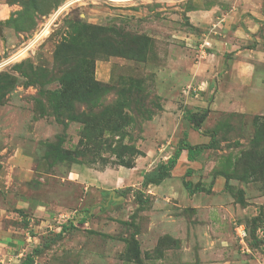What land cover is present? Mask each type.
<instances>
[{"label":"rangeland","instance_id":"1","mask_svg":"<svg viewBox=\"0 0 264 264\" xmlns=\"http://www.w3.org/2000/svg\"><path fill=\"white\" fill-rule=\"evenodd\" d=\"M69 1L0 0V67L12 60L0 68V146L17 144L35 168L31 184L7 174L2 179V199L12 212L3 227L26 242L14 251L21 255L16 261L205 264V244L215 243L225 255L207 259L264 264V111L236 98L234 109L223 98V107L207 114L216 91H202L200 74H188L199 60V32L185 17L192 0ZM225 7L234 9L233 0ZM192 114L206 117L197 131L210 137L199 145L198 167L188 179L193 193L184 177L145 187L131 174L126 182L117 178L113 170L127 172L154 141L164 150L149 172L168 152L173 157L189 145ZM78 167L110 168L101 200L80 202L86 191L73 179ZM219 178L220 191L213 193ZM180 194L188 195L183 207ZM26 196L37 201L24 199L27 208L19 207ZM39 201L45 209H35ZM205 206L222 220L210 224ZM65 213L69 219H60ZM240 224L244 243L236 235Z\"/></svg>","mask_w":264,"mask_h":264},{"label":"crops","instance_id":"2","mask_svg":"<svg viewBox=\"0 0 264 264\" xmlns=\"http://www.w3.org/2000/svg\"><path fill=\"white\" fill-rule=\"evenodd\" d=\"M233 5L234 9L227 11L225 0H192L191 7L185 11L188 24L199 32L195 35L198 38L199 60L198 62L196 61L195 65L192 63L188 74L193 76L194 71L200 74L202 86L205 89L202 91L208 89L209 91H216L214 100L206 106V112L209 115L216 113V111L220 110L219 108L223 107V98H227L226 105L234 109L240 106L238 103V105L233 103L236 98L242 106L247 102L254 111L259 113L264 111V0H233ZM47 29L41 30L34 37L32 43H34V40L39 41ZM189 33L192 36V33ZM204 40L211 43V48L204 49V53L201 54L199 49ZM30 46L27 45L25 49H28ZM205 53L207 56H205ZM166 81L165 79V82H163L165 83V87L170 85L168 83L166 86ZM170 87L172 88L171 85ZM186 87L182 91L184 96L187 95L184 93ZM192 97L196 99V95H191L189 98L192 99ZM198 105L200 108H205V104ZM179 120L175 118L174 125L177 128L183 126ZM187 137L189 145L193 147H200L199 145L204 146L210 142V137L207 134L200 135L194 129H189ZM154 145L155 147L143 151V154L135 160L136 165L134 167L123 168L127 172H118L114 169L113 172L117 175V178L121 177L122 181H124L127 175L129 176L131 174V177L136 179V183L141 185L143 176L150 171L147 167L152 166L154 161L157 160L156 156L164 150L163 146L158 148L157 141H154ZM6 150L8 151L7 157L3 162L1 155ZM9 153L11 154L8 155ZM171 157L168 152L167 156L162 157L161 160L165 163ZM197 164V159L188 160L187 151L182 150L170 173L168 181L179 182L184 177L187 179L185 183L193 184L188 179H191V175L197 170ZM108 169L110 168L101 171L78 167L73 170V179L86 191V194L81 195V203L87 198L90 200L91 198L102 199V192L106 189V184L104 183L107 179H105V176H108V173H110ZM4 174H7L12 182L16 183L19 181L21 183L31 184L33 181L35 168L32 166V159L26 154L23 155L15 143L0 146V264H19L16 259H19L21 255L15 254L14 251H18L24 246L26 247V242L24 238L18 239V232L14 230L15 228L13 229L11 226L8 228L3 227V217L8 212L12 214L9 208L7 209L4 205L5 202L1 194ZM110 179L112 180V176ZM221 181L220 178L215 181L214 187L212 188L213 193L220 191ZM6 187L10 192L11 188ZM89 191L92 193V197ZM181 195L183 194H180L181 201H178V207H183L186 201H189L188 195H183L184 197H181ZM24 199L28 201L29 199L35 200L33 196L22 197L20 201L16 202L21 208H27L28 203L24 202ZM157 201L164 206L167 204V200ZM40 203L43 202L39 201L36 203V210L38 208L45 209V207L40 206ZM32 212L34 214L35 210L32 209ZM46 213L54 216L52 211ZM66 215L69 216V214ZM205 217H208L210 224H213L212 221L214 218H218L220 221L222 220V213L218 210L215 211L209 206H205ZM216 222L217 226H220L219 221ZM238 226L244 227L242 224ZM212 230L215 232L214 229ZM226 250L215 243L205 244V264H252L251 260L241 259L235 261H217L220 260L217 259V253H222L223 255ZM207 255H211L217 260L207 259Z\"/></svg>","mask_w":264,"mask_h":264},{"label":"trees","instance_id":"3","mask_svg":"<svg viewBox=\"0 0 264 264\" xmlns=\"http://www.w3.org/2000/svg\"><path fill=\"white\" fill-rule=\"evenodd\" d=\"M91 85H93V84H91ZM205 118L206 117L204 115L198 116L197 114H192L191 116H189L188 120L192 124L193 129L197 130L199 125L205 120ZM89 121L91 122L90 119H89ZM206 147H210V146H205V148ZM180 149L177 150L175 152V155L173 157H171L170 159H168L166 163L163 162L161 164H158L155 167V169H153L151 172L145 173V175L143 176V180H142L141 185L143 187H145V186H149L150 184H159L162 181L170 178V173H171L172 169L174 168V166H175V164L177 162V159L179 158L180 152L182 150H187L188 160H190V161L195 159V156L200 154V152H201L200 151V147H198V146L193 147V146H189L187 144H183L180 147ZM261 160L262 159L259 156V159H258L257 163H259V161H261ZM186 186H187V188H189V192L193 193V191H190L191 184L187 183ZM62 229L64 230L65 227H63ZM256 230L257 229L255 227H253L252 239H254V235H255L254 233H255ZM246 237H247V232H246Z\"/></svg>","mask_w":264,"mask_h":264},{"label":"built area","instance_id":"4","mask_svg":"<svg viewBox=\"0 0 264 264\" xmlns=\"http://www.w3.org/2000/svg\"><path fill=\"white\" fill-rule=\"evenodd\" d=\"M141 1H145V0H82V1H79L78 4L79 3H84V2H90V3H94V2L107 3L108 2L110 4H125V5H128V4H133V3H137V2H141ZM176 1H178V0H176ZM209 48H211V45H210L209 41L204 40L201 43V48L199 50H200L201 54H203L204 53V49H209ZM188 89H190V87H186V90L184 91L185 94L188 93ZM59 217L62 220L69 219L68 215H59ZM235 230H236V235H237V237L240 240V243H244V238L246 237L245 228L242 227V226H237Z\"/></svg>","mask_w":264,"mask_h":264},{"label":"bare ground","instance_id":"5","mask_svg":"<svg viewBox=\"0 0 264 264\" xmlns=\"http://www.w3.org/2000/svg\"><path fill=\"white\" fill-rule=\"evenodd\" d=\"M75 1H76V3H77V0H72V1H69V2L73 3V2H75ZM79 1H82V0H79ZM79 1H78V2H79ZM171 1H173V0H171ZM67 3H68V2H67ZM67 3H66V4H67ZM66 4H64L63 6H65ZM70 5H73V4H70ZM63 6H62V7H63ZM67 6H69V5H67ZM62 7H61V8H62ZM61 8L58 9V11L56 12V14H59ZM56 14H55V15H56ZM2 66H3V65H2ZM2 66H1V67H2ZM1 67H0V68H1Z\"/></svg>","mask_w":264,"mask_h":264},{"label":"water","instance_id":"6","mask_svg":"<svg viewBox=\"0 0 264 264\" xmlns=\"http://www.w3.org/2000/svg\"><path fill=\"white\" fill-rule=\"evenodd\" d=\"M35 41H36V40H34V42H35ZM11 61H12V60L9 59L8 61L4 62L2 65H3V66H4V65H7V64L10 63ZM2 65H1V66H2Z\"/></svg>","mask_w":264,"mask_h":264}]
</instances>
